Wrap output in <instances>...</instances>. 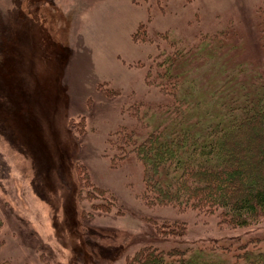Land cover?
Here are the masks:
<instances>
[{
	"label": "rangeland",
	"instance_id": "obj_1",
	"mask_svg": "<svg viewBox=\"0 0 264 264\" xmlns=\"http://www.w3.org/2000/svg\"><path fill=\"white\" fill-rule=\"evenodd\" d=\"M0 16V261L129 264L155 222L187 217L144 202L141 163L114 165L109 134L162 121L169 96L147 77L170 53L191 51L185 75L201 95L227 68L264 72V0H0ZM13 34L23 44L5 69ZM188 218L185 243L259 239L264 250V217L242 228Z\"/></svg>",
	"mask_w": 264,
	"mask_h": 264
},
{
	"label": "trees",
	"instance_id": "obj_2",
	"mask_svg": "<svg viewBox=\"0 0 264 264\" xmlns=\"http://www.w3.org/2000/svg\"><path fill=\"white\" fill-rule=\"evenodd\" d=\"M12 38L1 62L5 69L17 68L12 54L23 44L21 35ZM192 59L190 50L170 53L164 61L168 68L157 70L155 76L148 74V82L169 96L167 104L156 106L165 116L146 135L142 125L119 126L109 134L105 152L114 165L130 155L141 163L143 200L149 206L177 208L186 212L187 220L190 215L214 216L220 223L247 227L264 217V72L239 64L227 68L223 83L201 95L190 82L194 79L185 75L192 70ZM180 62L185 63L182 74L172 75L170 71L177 70ZM76 169L81 179L88 174L83 165ZM187 220L155 222L157 237L143 243L129 264H264V250L256 248L259 239L185 243ZM2 224L0 217V228Z\"/></svg>",
	"mask_w": 264,
	"mask_h": 264
}]
</instances>
